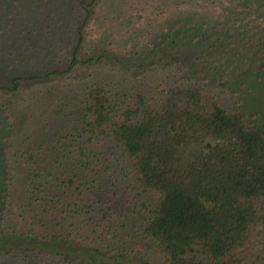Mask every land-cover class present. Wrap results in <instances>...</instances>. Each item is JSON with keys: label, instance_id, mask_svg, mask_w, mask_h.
<instances>
[{"label": "trees", "instance_id": "obj_1", "mask_svg": "<svg viewBox=\"0 0 264 264\" xmlns=\"http://www.w3.org/2000/svg\"><path fill=\"white\" fill-rule=\"evenodd\" d=\"M33 1L0 0V72L5 75L0 79L11 81H0V93L13 95L22 89L21 80L62 75L78 64L95 65L107 57L106 52L81 56L87 22L94 13L91 5L97 0H71L77 14L76 42L63 59L51 58L42 34L45 19L22 22L19 15L14 17ZM216 1L173 0L192 6ZM227 1L224 21H213L206 10L187 14L189 9H179L178 18L128 61L145 75L154 65L176 67L171 80L160 76L156 88L133 92H112L106 81L97 80L73 105L61 90L58 99L68 106L73 120L55 132L51 129L53 141L44 137L32 142L22 170L17 153L0 135V261L264 264V125L248 120L240 109L230 110L212 93V84L227 78L228 71H238L237 79L247 75L264 50V0ZM246 14L259 18L257 27L244 18ZM230 22L235 27H229ZM239 42L256 45L243 69L235 64L244 55L237 49ZM201 72L203 76H197ZM10 104L7 100L2 107ZM1 114L9 116L4 109ZM114 161L120 162L122 173L133 175L143 197H151L142 201L138 233L148 248L161 254V263L134 249L103 251L87 235L97 229L108 235L115 228L113 217L119 210L114 195L102 197L114 190L106 188V180L119 185L107 177ZM15 185L19 191H14ZM20 194V208L32 211V220L48 213L61 224L80 223V238L22 231L12 219L13 197Z\"/></svg>", "mask_w": 264, "mask_h": 264}, {"label": "rangeland", "instance_id": "obj_2", "mask_svg": "<svg viewBox=\"0 0 264 264\" xmlns=\"http://www.w3.org/2000/svg\"><path fill=\"white\" fill-rule=\"evenodd\" d=\"M227 4V0H222V2L217 0L205 6L203 4L192 6L190 3L175 4L173 0L93 1L91 9L94 13L87 22L81 56L87 58L92 54L97 56L106 52L107 57L95 65L78 64L72 71L62 75L41 77L36 81L21 80L22 89L13 95L0 93V135H3V139L8 140V144L12 146L11 150L17 153L16 159H18L19 169L25 165L23 163L25 157L30 158L32 142L42 141L44 137H47L50 142L53 141V132L57 131L64 123L73 120L68 106L62 104V101L58 99L62 95L59 94L61 90L63 93L67 92L70 105H73L77 100L84 98L86 86L97 80L106 81L112 92L117 90L149 91L151 88H156L154 85H158L160 76H165L167 81L174 77L177 73L176 67L170 66L163 69L159 64L154 65L145 75L140 66L128 62L129 59L132 60L135 55L139 54L138 51L143 50L144 45L155 37L158 30L167 27L171 19L176 20L179 9L182 8L185 12L189 9L187 14L194 13L196 10H206L213 21H224L223 11ZM73 5L71 0L68 2L67 0H34L23 10L15 11L14 17L19 15V18L25 20L22 19V22L32 18L36 20L45 19L42 24L44 26L42 34H44L47 44H50L51 58L63 59L67 58L76 42L74 27L77 14L74 13L75 9L72 10ZM58 6L60 8H57ZM255 14L259 16L262 11H256ZM244 18L251 20L253 28L258 26V17L252 16L251 18L250 14H246ZM227 25L235 27L233 22ZM256 31L261 30L256 29ZM252 34L250 37H253ZM241 44L238 43L237 49L242 51L244 55L239 57V61L235 64L240 65L243 69L250 63L251 53L255 51L256 45L244 46ZM263 54L264 50L260 52L253 68L247 75L244 74L240 79H237L238 71L232 69L227 72V78H222L220 82L212 84V93L223 105L230 110H242L248 120L254 121L258 125H264ZM169 60L170 58L167 59V62ZM135 61L137 60L135 59ZM61 69H65V67L61 66ZM197 76H203L202 72ZM1 77H5L4 72H0ZM6 77L8 76L6 75ZM0 81L1 84H11V81L7 79L5 82L1 79ZM7 100L11 104L3 108L2 104ZM2 109L7 110L9 116L2 115ZM10 115L14 118L13 122L7 120ZM52 128H55L53 132H51ZM37 155L39 157V154ZM119 165L120 162L114 161L107 175V177L111 176L109 180L112 183L118 181L119 185L115 187L113 184H107V180L105 182L106 188L114 189L112 190L114 194L102 195L104 200L106 196L114 195V204L119 210V213L113 217L115 228L108 235L105 230L102 231L101 229H97V232L90 231L87 235L91 236L103 251L110 249V253L113 254L119 253L123 248L134 249L146 254L153 261L161 263L163 259L161 254L156 248H148L138 233L144 216L142 201L145 196L143 197L140 189L133 182V175L129 176L122 173ZM17 190L19 191L15 185L14 191ZM150 198V196L145 197L146 200ZM23 201V194L13 197L12 219L21 227L22 231L33 229L44 235L52 232L53 234H71L80 238L78 236L80 235L78 234L80 223L72 225L63 221L64 224H61L55 216L48 213L32 220V211L29 212L20 208ZM81 237L82 240L86 241V234ZM54 255L52 253L51 257L53 258ZM12 261L14 262L12 258H8L0 261V264H10ZM14 264L21 263L14 262ZM73 264H81L80 259L74 260Z\"/></svg>", "mask_w": 264, "mask_h": 264}]
</instances>
